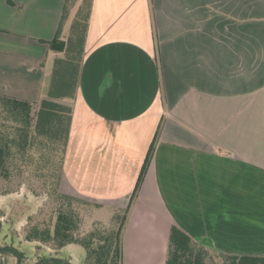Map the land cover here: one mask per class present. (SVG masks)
<instances>
[{
  "label": "crops",
  "instance_id": "obj_1",
  "mask_svg": "<svg viewBox=\"0 0 264 264\" xmlns=\"http://www.w3.org/2000/svg\"><path fill=\"white\" fill-rule=\"evenodd\" d=\"M63 3L0 0L1 94L46 96ZM70 104L60 190L129 206L122 264H163L172 223L264 254V0H93Z\"/></svg>",
  "mask_w": 264,
  "mask_h": 264
},
{
  "label": "trees",
  "instance_id": "obj_2",
  "mask_svg": "<svg viewBox=\"0 0 264 264\" xmlns=\"http://www.w3.org/2000/svg\"><path fill=\"white\" fill-rule=\"evenodd\" d=\"M92 5L93 0H64L55 36L50 41L51 50L61 55L54 59L44 98L33 103L0 93V178L7 184L1 193L11 192L8 184L15 176L17 183L26 179L38 183L53 198L48 216L33 217V222L25 228L24 241L50 245L53 249L80 245L85 250L82 264H122L121 234L129 206L106 207L60 190L71 133L70 102L78 89ZM158 133L159 128L131 201L146 171ZM88 216H92L91 222L83 226ZM9 256L21 264L23 255L18 247L0 243V264H7ZM34 264L68 263L51 256L40 257ZM163 264H264V254L221 251L172 223Z\"/></svg>",
  "mask_w": 264,
  "mask_h": 264
},
{
  "label": "rangeland",
  "instance_id": "obj_3",
  "mask_svg": "<svg viewBox=\"0 0 264 264\" xmlns=\"http://www.w3.org/2000/svg\"><path fill=\"white\" fill-rule=\"evenodd\" d=\"M17 181L18 178L14 176L8 184L11 192L2 194L7 184L0 178V243H11L18 247L23 255L21 264L38 263L40 257L51 256L68 264H82L85 250L80 245L68 244L61 249H53L50 245L24 241L25 228L33 222V217L48 216L53 207V198L38 183L30 182L29 179L21 183ZM39 210L42 211L39 213ZM91 218H85L83 226H88ZM7 264L18 263L9 256Z\"/></svg>",
  "mask_w": 264,
  "mask_h": 264
}]
</instances>
